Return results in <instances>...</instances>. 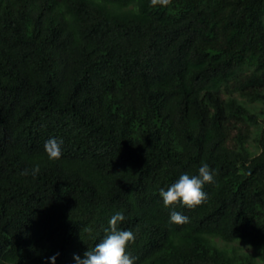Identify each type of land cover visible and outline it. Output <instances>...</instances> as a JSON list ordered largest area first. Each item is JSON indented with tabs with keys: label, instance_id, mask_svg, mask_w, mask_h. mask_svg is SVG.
I'll use <instances>...</instances> for the list:
<instances>
[{
	"label": "trees",
	"instance_id": "trees-1",
	"mask_svg": "<svg viewBox=\"0 0 264 264\" xmlns=\"http://www.w3.org/2000/svg\"><path fill=\"white\" fill-rule=\"evenodd\" d=\"M118 211L134 264H264V0H0V264H76Z\"/></svg>",
	"mask_w": 264,
	"mask_h": 264
},
{
	"label": "clouds",
	"instance_id": "clouds-1",
	"mask_svg": "<svg viewBox=\"0 0 264 264\" xmlns=\"http://www.w3.org/2000/svg\"><path fill=\"white\" fill-rule=\"evenodd\" d=\"M153 7L159 5L166 7L171 0H150ZM62 140L51 138L44 144V149L50 160H58L62 156ZM40 171L39 165L31 170V175L35 177ZM21 175H29L28 170L22 171ZM214 180V172L207 163H203L198 169V175L182 174L179 179L165 191L159 192L164 206L170 207L176 204H182L188 208H195L202 204L207 195L203 191L205 184H210ZM125 220L122 212H116L109 220V227L105 229V238L95 245L91 250L84 253L83 258L79 255L74 256L76 264H134L135 258L127 253V247L130 242L135 241V235L131 230H122L119 225ZM170 223L183 225L189 222V218L179 212L172 211L170 214ZM50 259L55 264L56 256Z\"/></svg>",
	"mask_w": 264,
	"mask_h": 264
}]
</instances>
